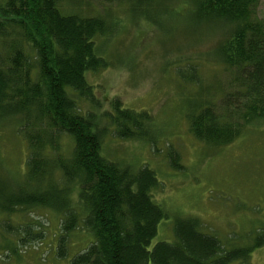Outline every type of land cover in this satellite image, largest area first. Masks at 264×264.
Masks as SVG:
<instances>
[{
	"label": "trees",
	"instance_id": "1",
	"mask_svg": "<svg viewBox=\"0 0 264 264\" xmlns=\"http://www.w3.org/2000/svg\"><path fill=\"white\" fill-rule=\"evenodd\" d=\"M259 2L101 0L96 6L94 0H0V126L15 122L28 152L22 172L0 170V214L43 208L58 215L53 254L64 264L247 263L264 240L226 249L197 218L169 219L152 193L158 183L155 170L103 150L107 134L143 141L153 149L160 137L147 111L126 107L117 97L97 112L99 102L85 73L110 65L105 41L123 21L121 14L112 13L114 5L164 36L177 30L188 41L207 42L198 58L221 65L220 73L211 72L219 76L215 85L213 75L205 81L203 62L192 56L177 62L176 76L194 88L184 115L196 139L213 146L230 143L264 120ZM161 16L178 27L163 25ZM183 63L186 67L178 65ZM78 99L91 108L82 110ZM166 150L170 167L180 170L176 149L167 145ZM165 220L171 222V235L155 239ZM42 225L0 220L2 235L15 234L18 245L42 241ZM77 230L89 239L71 253L68 237ZM3 242L2 249L17 254L9 237Z\"/></svg>",
	"mask_w": 264,
	"mask_h": 264
},
{
	"label": "rangeland",
	"instance_id": "2",
	"mask_svg": "<svg viewBox=\"0 0 264 264\" xmlns=\"http://www.w3.org/2000/svg\"><path fill=\"white\" fill-rule=\"evenodd\" d=\"M98 2L101 0H94L96 6ZM111 11L121 14L117 16L123 21L122 27L105 41L104 52L110 65L85 73L99 102L97 112L109 108L110 101L117 97L126 107L147 111L160 138L153 149L143 141L107 134L103 150L133 164L147 163L155 170L158 183L152 193L157 202L164 204L169 219L176 215L197 218L204 231L215 235L226 249L264 240V120L245 128L227 144L213 146L196 139L189 132L184 115L194 88L180 80L175 70L178 60L192 56L203 62V76L209 82L214 74L211 72L221 70L220 64L198 58L209 43L188 41L177 30L164 36L155 26L125 14L119 5L112 6ZM257 14L264 17V0L258 4ZM159 20L170 28L178 27L173 20L165 22L162 16ZM182 22L183 18L179 25ZM213 77L215 85L219 76ZM78 103L82 110L91 108L85 100L78 99ZM15 125L0 126V170L11 175L25 169L28 153L27 143ZM62 144L65 146L68 140L63 138ZM167 145L178 152L180 170L170 167ZM4 217L14 226L23 220L43 222L45 235L40 242L18 245L15 234L2 235L0 229V264H64L53 254L58 215L48 209L29 208L22 213L0 214V220ZM170 228V220H165L155 239L169 237ZM6 237L15 245L17 254L2 249ZM68 238L73 253L86 245L89 234L77 230ZM230 264H264V243L252 249L247 263Z\"/></svg>",
	"mask_w": 264,
	"mask_h": 264
}]
</instances>
